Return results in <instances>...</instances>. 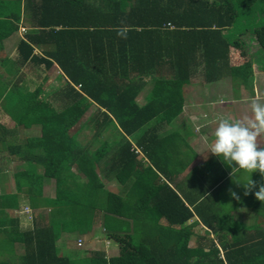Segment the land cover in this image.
I'll list each match as a JSON object with an SVG mask.
<instances>
[{
  "label": "trees",
  "instance_id": "1",
  "mask_svg": "<svg viewBox=\"0 0 264 264\" xmlns=\"http://www.w3.org/2000/svg\"><path fill=\"white\" fill-rule=\"evenodd\" d=\"M12 1L31 28L16 47L18 57L0 60V157L24 166L13 174L21 184L16 193H0V264H264V230L245 234L249 230L213 197L228 181L189 207L167 182L175 174L169 162L181 146L187 147L189 133L180 134L181 123L169 126L183 111L182 85L197 60L191 55L199 52L198 60L210 74L216 67L221 78L229 75L245 84L252 66L244 44L230 42L224 30L232 27L236 6H262L264 0H103L99 5L91 0H23V12L21 0ZM12 22L1 20V38L15 30ZM251 33L264 54V18ZM21 64L27 67L19 73ZM55 72L57 80H64L54 93L64 103L61 111L53 108L50 94L35 97L26 88L30 81L37 89H50ZM145 85L149 89L139 105L136 99ZM33 105L46 106L51 116L37 117ZM92 105L101 112L84 122L95 130L91 138L107 127L113 133L111 144L104 140L87 151L78 141L82 128L77 123ZM33 128L39 135L23 133ZM146 161L151 165L145 166ZM45 177L54 180L52 199L41 195ZM106 178L119 186L106 189ZM120 187L124 196L118 194ZM21 193L33 211L31 227L24 230L18 216L7 213L17 209L16 194ZM245 199L242 208L257 210L259 200L250 192ZM41 206L48 207V217ZM98 213L107 238L120 248L117 257L88 248L83 256L69 257L56 247L64 232L88 234ZM145 219L153 221L142 224ZM199 225L207 230H194ZM18 245L23 253L16 260Z\"/></svg>",
  "mask_w": 264,
  "mask_h": 264
},
{
  "label": "rangeland",
  "instance_id": "2",
  "mask_svg": "<svg viewBox=\"0 0 264 264\" xmlns=\"http://www.w3.org/2000/svg\"><path fill=\"white\" fill-rule=\"evenodd\" d=\"M103 0H98V1H93L91 0V2H97V4L99 5V3H101ZM106 1V0H105ZM236 1V0H235ZM0 5L1 7L5 10L6 13L11 12L10 15L13 16L15 15L14 13L16 12V10H18V5H16L13 1H8V0H1L0 1ZM260 3H255L253 4L251 7L249 8H245L243 6H236V12H237V16L235 18V21L232 25V27H230L229 29H225L224 33L227 35V37L231 40L230 42H234L237 41V39H240L242 41V43L244 44L245 48H244V52L246 55V60L251 63L252 66V72L253 74H255V83L257 84L256 87L258 94L262 96V103L264 104V66L261 68L259 65H264V54L260 51V47H258V45L254 42L253 40V34L251 33V30L258 27L260 21L264 18V4L262 6H259ZM24 14V13H23ZM4 20V19H2ZM1 22V20H0ZM4 24V23H3ZM12 24H15V21L12 22ZM5 26V24H4ZM1 28V25H0ZM25 33V30L24 32ZM8 38V37H7ZM12 38V37H11ZM9 38V39H11ZM5 41V40H3ZM6 42V41H5ZM7 46H12V45H7ZM45 49V51L48 49V47H43ZM7 49V48H5ZM10 49H7V52H9ZM4 57V61L5 62H9L12 58H15L16 56L14 55H9L6 54L3 56ZM263 63H261V61ZM25 67H27L26 65L21 64L19 67V73L25 71ZM251 72V73H252ZM212 74H210L209 70H204V74H202L201 77H204L206 79L210 80V83H212L214 80H218L221 83H219L220 85H213V90L212 91H208L209 96H215L217 93H220L222 91V89H224L225 87L227 88V85H229V83L232 84L233 87L238 88L240 81H243L244 79H237V81H233L232 78L227 77L226 81L225 80H221V77L219 75V70L213 69V71H211ZM210 74V76H209ZM229 76V75H228ZM200 75L199 73H196L195 75H193L191 78H195L197 81L200 80ZM15 79L14 76H11V79H9L10 81H13ZM28 77H24V80H27ZM7 82V84L9 83L10 85L14 84L13 82ZM148 82V81H147ZM226 82V83H225ZM51 86L50 89H44V90H40L37 89V87L32 84L30 81L27 84L26 88L27 91H29V93H35V97L36 94H38V96L40 98H45L46 95L50 94V102L53 106V108L56 111H61L63 109V102H59L58 98H55L54 93L58 92V90H60L62 87H64V80L61 78L59 80L56 81H49L48 82ZM146 83V81H145ZM8 85V86H10ZM11 85V86H12ZM198 86V85H196ZM182 88H185L186 94L183 95V99H185L184 102V110L182 111V114L180 115V119H183L186 121V123H190L192 124V127L189 128V134H191L190 137L187 138V142H189V146L191 148H193V150H195L197 153H199V157H198V161H205V159L207 157L212 156L209 153V146L212 142V140H210L208 142V135H205L203 138L201 136V130L198 131V128L195 127L197 124V120H198V116H197V101L194 100V102L192 104H190V100L195 99V94H197V89L196 88H192V86L190 87L189 85L183 84ZM148 87L144 86L142 88V90L140 91L138 97H137V103L139 105L143 104L145 102L144 99V94L146 93ZM263 89V90H262ZM193 90H196V92H192ZM198 97H201V94L198 95ZM37 99V98H36ZM43 100V99H42ZM196 102V103H195ZM32 111L35 113V115L37 116V113L39 115H41L43 117V120L50 117L51 114L48 113L46 106L42 105L41 107H36L35 105H33ZM98 111H100L97 107H95L94 105H92L91 107H89L80 117L78 123H77V127H81L82 132H81V136L78 137V141L83 143L84 147L83 149H86L87 151L92 150L94 148H97L98 145L106 140L108 143L111 144V140H112V133H113V129L112 127H107L104 130H102L99 134H98V138H91L92 135L94 134L95 130L91 125H84V122H86L88 119L93 118V117H97ZM101 112V111H100ZM252 114V112H251ZM38 117V116H37ZM180 119L177 122V119H175L173 121V124H171L169 126V129H173L174 126L177 125V123H180ZM202 120H205V118H202ZM232 121V119H230ZM216 126L219 122V120L214 121ZM185 123V122H182ZM210 128L215 129L216 127H213L211 125L205 126V131L208 132L210 130ZM30 129H26L25 131L23 130V133H26V136L28 137H33L36 135H39L40 131L37 130L36 128H33L32 130ZM181 134L183 133L182 129H180ZM203 140V141H202ZM257 143L261 146L264 147V133H261L258 137H257ZM116 148V146H112V149L114 150ZM110 154H108L107 156H105V158H107ZM28 156V154H26V157ZM34 161V160H33ZM35 162V161H34ZM22 163V162H21ZM14 162L11 164L10 160L4 155L0 157V193L3 194H8V188H7V181L8 183H12L13 187L15 188V191L17 190V187L21 184L15 183V178L13 176L14 171H17V169H23L24 166L21 165L20 163H15V165H13ZM35 164L38 166L39 172L41 171L40 166L35 162ZM11 166V167H10ZM100 166H103V162H100ZM9 172L8 174L4 175L5 172ZM248 173L247 172H243L241 174V172L239 171H234L232 173L233 178L231 177L230 174H228V178L230 180H228V182L225 184V186L223 187L222 190V196L224 195H229L228 190L231 189L232 191H235L237 193L238 196H240V200L237 201L235 199H228L225 198L223 199L224 201H230V207H233L236 209V211H233L232 213V217H233V221L240 224V226L246 227L249 231H245L244 229V233L246 234H252L256 231H258V229H262L264 230V221L262 223H260V220L257 221V218L261 217L264 219V202L262 201H258L259 205L257 207V210H255L256 208H254L252 211L248 208H242V204L246 203L247 200L249 199H245L246 196L243 195L244 189L242 188V186L236 184L233 182L234 180H242V179H246L248 177ZM107 181L104 182V186L106 189H112L113 187L117 188L119 186L118 182L116 179H108L106 178ZM252 180L254 181V187L251 189L250 193L253 196V198H255V196L253 195V193L255 191H258V185L260 183H264V180H261V175L259 172H254L252 173ZM42 191H45V196L46 197H53L55 196V184H54V180L53 179H49V178H44L42 181ZM122 187H120L118 190V194L121 196H124V192L121 189ZM121 189V190H120ZM25 189L22 190L25 191ZM9 192V191H8ZM24 193L19 194L18 199L20 200V195H22ZM25 195V194H24ZM230 196V195H229ZM26 197V196H25ZM22 200V202H20V206L21 208L19 210H12V209H7V213L9 215H15L18 216L19 221H20V228L22 230L24 229H28L31 227V218H32V214L33 211L30 207V205L27 204V202L25 201V198ZM231 197V196H230ZM256 199V198H255ZM27 200V199H26ZM225 208L227 209V204H224ZM150 206H152L150 204ZM262 206V207H260ZM27 208V210H25ZM46 210V208H44L42 210L43 212V216L48 217V213L44 212ZM101 219V214L98 213L95 216V220H100ZM152 219H145L142 221V224H147V223H152ZM253 226V229L250 230V226ZM196 230H199V228H197ZM98 232H100L101 236L99 235L98 237V242L96 244L92 245V249L96 250V248H98V251H104L105 255L107 258H112V257H117L120 254V248L119 246H116L114 244V242L111 239H107L106 237L102 236V234H105V232H102L101 227L98 228ZM199 233H201L202 231H198ZM69 234V235H68ZM90 234V232H89ZM91 235V234H90ZM106 236V235H105ZM60 239H57L55 245L56 247H59L63 253L68 254L69 257H79L81 255H84L85 252H89L87 250L88 245H90V240L94 239L93 235L88 236L87 234L85 235H80L78 231H73L71 233H67L64 232L61 234ZM78 239H81L82 242L84 241V244L82 243V245L80 247H77L78 244ZM89 240V241H87ZM107 246H106V245ZM191 244V243H190ZM79 248V250L77 249ZM66 250V252H65ZM23 253V248L22 246H17L16 247V252L14 254V257L16 258V260H19V257L22 255ZM87 258V260L89 261V256L87 257H82V259ZM14 259V258H13ZM9 264L14 263L12 260L8 262ZM14 264H17V261H15Z\"/></svg>",
  "mask_w": 264,
  "mask_h": 264
},
{
  "label": "crops",
  "instance_id": "3",
  "mask_svg": "<svg viewBox=\"0 0 264 264\" xmlns=\"http://www.w3.org/2000/svg\"><path fill=\"white\" fill-rule=\"evenodd\" d=\"M8 1L11 2L12 0H8ZM21 3L22 4H20V11L23 12L25 2L23 0H21ZM10 13L11 12L6 13L5 10L0 5V20L4 19V20L15 21L17 19L16 15L19 12L16 10V12L14 13L15 15H13V16H11ZM19 15H20L19 22L15 24L16 28L12 33H10L8 35V38L7 37L1 38V36H0V60H4L3 56L5 55V53L18 57L17 51H15V50H16L18 43L24 39V36L19 32V28H24L25 33L28 32V30L31 28L30 25H24L25 21H24L23 13H19ZM1 24L2 23L0 22V25ZM3 27H5V26L2 24L0 30H2ZM11 28H13V27H11ZM25 33H24V35H25ZM9 38H11V39H9ZM3 40H5L6 42ZM9 44L12 46H7ZM5 48L10 49L9 52H7V49H5ZM244 48H245V46H244ZM232 52H234V51L231 50V53ZM34 53L38 54L39 57L43 56L42 51L37 49V48L34 49ZM191 56H194V59H197V60L195 61L194 65H190L191 70L194 72H192L191 75L189 76V81L186 85H189L190 87L192 86V88L197 89V94H195V97H194L195 99L190 100V102H191L190 104H192L194 102V100L197 101V106H198L197 107V116L199 118L197 120V124L195 127L198 128V131L201 130L202 138L205 135H208V142H209L210 140L213 139V133H214L215 129L210 128V130L208 132H206L204 129L205 126L209 127V125H211L213 127H216V124L214 121L225 119V118H227L229 120L232 119L233 122L236 120H241V122H244L245 117H248L249 119H251L252 118L251 103L253 101L262 102V96L263 95L261 94V96H260L257 92L258 88L256 87L257 84L255 83V74H253V72L251 73V75L248 76L247 82L245 84H239L238 88L233 87L232 84L229 83V85H227V88L225 87L224 89H222V91L220 93H217L214 97L206 95V94H209L208 93L209 90L210 91L213 90V85H220L219 83L222 84V82H220L218 80H214L212 83H210L209 79L201 77L202 74H204V70H206V67L203 66V62L198 60V59H202L201 54L199 52H197V53H193ZM260 61H261V63H263L262 60H260ZM239 65H241V62H239ZM259 66L262 68L264 65L262 64ZM196 73H199V75L201 77L199 81H197L195 78H191ZM54 76H55V78L52 79L53 81H56L58 78H60L59 74L57 72L54 73ZM228 77H230V76H228ZM226 78L227 77H225V78L222 77L221 80L226 81ZM196 85H198V86H196ZM146 87H148V89H149V85ZM183 89H184V92L186 94V92H188V91H186L185 88H183ZM192 92H196V90H193ZM199 94H201V97H198ZM182 110H184V106H183ZM202 118H205V120H202ZM182 122H185V123H182ZM180 123H179L181 125L180 129H182V131H187L188 133H190L189 128L192 127V124L186 123V121L183 119H180ZM190 136H191V134H189V136H187V138ZM187 138H186L187 147L181 146L180 152L177 153V155H175V157L173 158L172 161L169 162V165L172 164V168H173L172 172H174L175 174H173L174 176H173L172 182H170L168 180H167V182L170 185H172L171 187L174 189V191L177 193V195L183 200L185 205H187L189 207V204H191V203H194V204L199 203V201H200V199H198L199 196L200 197H204V196L206 197L209 194V192H211L215 187L220 186L219 182H222V181L227 182L228 180H230L227 176H228V174H230L231 169L223 166L221 164V162L214 156L207 157L205 159V161H201V160L198 161L197 159L199 157V153H197L195 150H193V148H191L189 146V142H187ZM10 162H11V164L13 163V161H11V160H10ZM149 164L151 165V162L146 161L145 166H148ZM234 171H236V170H234ZM8 173L9 172L6 171L4 175H6ZM158 176H159V173H158ZM158 179H159V177H158ZM218 180H220V181H218ZM212 181H218L217 185H212L210 183ZM196 182H198V183H196ZM7 188L9 191V192L7 191L8 194H15L16 193L15 188L13 187L11 182L8 183V181H7ZM196 189H198V194L196 192ZM45 191H42L41 195L44 198L52 199L53 197L50 198V197L45 196ZM222 193H223L222 191H218V192H216L215 195L211 194V196L213 195V197L215 199H218V200H216V201H218L217 204H220V203L223 205L227 204V206L230 207V201H224L223 199L228 198V197H229L228 199H230L231 197L229 195H224L223 197H221ZM18 196H19V194H18ZM18 196L16 194V200L18 201V206H17V209L16 208L12 209L14 211L19 210L21 208L20 202H22V200L25 197V195L22 194V195H20V200H19ZM25 201L29 205V203L26 199H25ZM220 207L221 206H219V208ZM44 208H48V207H46V206L40 207L41 210H43ZM227 211H229V213L232 217V213H233V211H236V209L235 208H231V209L227 208ZM194 219H196V217H194ZM191 222H192V220L189 221L187 223V225H189ZM93 224H94L93 229L90 231V234L93 235L94 239H91L90 241L87 240L90 242V245H88V249L90 251H93V252L95 251L96 253H98L99 249L96 248V250H93L92 245L96 244L98 242L99 235L101 236L100 232H98V228L101 227L102 232H105L104 231L105 228H104V225L101 223L100 220L94 221ZM197 228H199L198 231H202L201 233H203V229L207 230V228L204 227L203 225L195 226L194 230H196ZM90 234L88 233L87 235L91 236ZM105 235L106 234H102V236L107 238V236H105ZM194 241H195L194 239L190 240V242H189L190 247L194 245ZM83 244H84V241H83ZM114 244L116 246H118L116 243H114ZM210 244H211V242H208V246H207L208 249L211 246ZM216 245H217V243H216ZM57 248H59V247H57ZM81 256H83V255H81Z\"/></svg>",
  "mask_w": 264,
  "mask_h": 264
},
{
  "label": "clouds",
  "instance_id": "4",
  "mask_svg": "<svg viewBox=\"0 0 264 264\" xmlns=\"http://www.w3.org/2000/svg\"><path fill=\"white\" fill-rule=\"evenodd\" d=\"M19 32L23 34L21 28ZM251 112L252 118L245 117L244 122L241 120L233 122L227 118L219 120L209 146V153L216 157L223 166L231 169L232 178L234 170L241 174L243 172L249 174L246 179H233L234 183L244 189V196L249 195L254 187L252 173L259 172L261 180H264V147L257 143V137L264 133V104L253 101ZM228 192L232 199L240 200V196L235 191L229 189ZM253 195L257 200L264 202V183L258 185V191H255Z\"/></svg>",
  "mask_w": 264,
  "mask_h": 264
},
{
  "label": "built area",
  "instance_id": "5",
  "mask_svg": "<svg viewBox=\"0 0 264 264\" xmlns=\"http://www.w3.org/2000/svg\"><path fill=\"white\" fill-rule=\"evenodd\" d=\"M168 26H170V25L168 24ZM24 30H25L24 28H21V32H24ZM25 210H27V208ZM81 244H82V241L78 240V245L81 246Z\"/></svg>",
  "mask_w": 264,
  "mask_h": 264
}]
</instances>
